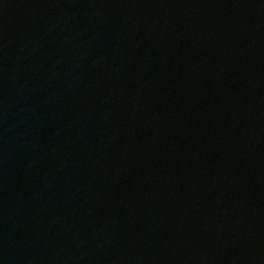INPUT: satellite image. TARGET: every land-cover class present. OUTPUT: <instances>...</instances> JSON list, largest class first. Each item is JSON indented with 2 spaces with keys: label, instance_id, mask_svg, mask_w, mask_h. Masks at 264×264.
<instances>
[{
  "label": "water",
  "instance_id": "1",
  "mask_svg": "<svg viewBox=\"0 0 264 264\" xmlns=\"http://www.w3.org/2000/svg\"><path fill=\"white\" fill-rule=\"evenodd\" d=\"M0 264H264V0H0Z\"/></svg>",
  "mask_w": 264,
  "mask_h": 264
}]
</instances>
